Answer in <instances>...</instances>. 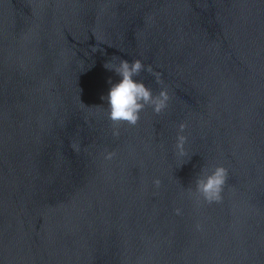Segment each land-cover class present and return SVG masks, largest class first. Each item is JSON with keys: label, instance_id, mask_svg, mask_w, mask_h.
Wrapping results in <instances>:
<instances>
[{"label": "water", "instance_id": "95a60500", "mask_svg": "<svg viewBox=\"0 0 264 264\" xmlns=\"http://www.w3.org/2000/svg\"><path fill=\"white\" fill-rule=\"evenodd\" d=\"M120 58L170 96L135 126L102 99ZM0 264H264V0H0Z\"/></svg>", "mask_w": 264, "mask_h": 264}, {"label": "clouds", "instance_id": "9594fccd", "mask_svg": "<svg viewBox=\"0 0 264 264\" xmlns=\"http://www.w3.org/2000/svg\"><path fill=\"white\" fill-rule=\"evenodd\" d=\"M104 67L114 72L119 80L113 82L109 80L110 90L107 95L102 97L107 103L108 119L114 126L122 123H127L129 126H135L140 120V113L146 108L151 107L157 114L161 113L168 107L170 100L169 93L166 88L154 94L153 90L148 87L142 80H137L135 77L142 72L147 71L155 77L157 84L162 85L161 74L155 72L151 65L145 66L141 59L129 61L120 58L118 63L109 60L105 62ZM187 128L186 123L179 125V133L177 134V142L175 145V154L179 158L188 155L186 150L187 136L184 131ZM114 136H119L118 128H114ZM116 154L107 152L106 160H111ZM229 179V169L223 165H214L210 168H202L200 174L195 181V190L188 189L190 196L195 197L197 204L200 202L209 205L220 203L223 200V192ZM156 188H159L162 181L157 178L153 181ZM177 215L182 214L180 208L175 209ZM197 230H202V225H195Z\"/></svg>", "mask_w": 264, "mask_h": 264}]
</instances>
